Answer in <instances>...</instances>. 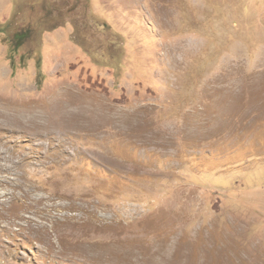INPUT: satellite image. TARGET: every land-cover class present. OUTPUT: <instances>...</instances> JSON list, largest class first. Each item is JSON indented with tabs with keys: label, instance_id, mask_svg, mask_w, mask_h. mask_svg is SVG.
Instances as JSON below:
<instances>
[{
	"label": "rangeland",
	"instance_id": "rangeland-1",
	"mask_svg": "<svg viewBox=\"0 0 264 264\" xmlns=\"http://www.w3.org/2000/svg\"><path fill=\"white\" fill-rule=\"evenodd\" d=\"M0 115V264H264V0H0Z\"/></svg>",
	"mask_w": 264,
	"mask_h": 264
},
{
	"label": "trees",
	"instance_id": "trees-1",
	"mask_svg": "<svg viewBox=\"0 0 264 264\" xmlns=\"http://www.w3.org/2000/svg\"><path fill=\"white\" fill-rule=\"evenodd\" d=\"M22 36H24L25 34H21ZM18 36H20V35H18ZM28 36H25V38L23 39V40H18V41H21V42H19L20 44L18 45V46H21L22 44L21 43H23V41L27 38Z\"/></svg>",
	"mask_w": 264,
	"mask_h": 264
},
{
	"label": "bare ground",
	"instance_id": "bare-ground-1",
	"mask_svg": "<svg viewBox=\"0 0 264 264\" xmlns=\"http://www.w3.org/2000/svg\"><path fill=\"white\" fill-rule=\"evenodd\" d=\"M0 117H1V115H0ZM89 248V247H88ZM92 250V249H91Z\"/></svg>",
	"mask_w": 264,
	"mask_h": 264
}]
</instances>
